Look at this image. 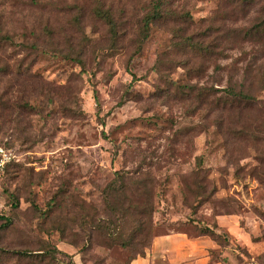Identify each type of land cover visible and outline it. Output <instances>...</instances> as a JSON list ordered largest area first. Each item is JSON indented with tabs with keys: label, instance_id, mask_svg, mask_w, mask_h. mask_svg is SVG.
<instances>
[{
	"label": "rangeland",
	"instance_id": "1",
	"mask_svg": "<svg viewBox=\"0 0 264 264\" xmlns=\"http://www.w3.org/2000/svg\"><path fill=\"white\" fill-rule=\"evenodd\" d=\"M165 2L0 0V264H126L171 232L264 264V12ZM244 85L261 103L227 99Z\"/></svg>",
	"mask_w": 264,
	"mask_h": 264
},
{
	"label": "trees",
	"instance_id": "2",
	"mask_svg": "<svg viewBox=\"0 0 264 264\" xmlns=\"http://www.w3.org/2000/svg\"><path fill=\"white\" fill-rule=\"evenodd\" d=\"M241 1H242V4H244L246 6L247 5H256L257 7L260 6L261 11L264 12V0H241ZM165 4H166L165 0H154L153 13L149 17L150 22L155 21L161 17V10L165 6ZM99 15L104 20L108 21L110 23L112 29H113L114 22L111 20L109 15L106 14L105 12H101V11H99ZM244 36H246L247 40L260 42L263 45L262 51L264 52V18L260 19L259 23L255 24V26L253 28L248 29L245 32ZM11 42H12V38H10L9 36L4 37V38H0V44L1 43L9 44ZM37 49L38 48L36 46L31 47V51H35ZM206 51H208V50L206 49ZM3 72H5V70ZM261 90L264 91V87L261 88ZM254 91L255 90L253 89L252 86H247V85H244L239 92H237L234 88L230 87L228 90H226V97L228 100L233 98L232 101L236 102L237 105L241 106V107L261 103L260 99L257 98ZM225 105H229L228 102H226ZM21 108L23 110L24 109L28 110V109H31V106L29 104L25 103L24 105L21 106ZM7 166H6L3 173H5ZM1 179H2V177H1ZM123 179L124 178L122 175L120 177H118V181L123 180ZM0 190H1V182H0ZM14 205H17V203H15ZM142 231H143V229L139 230L137 232L141 233ZM116 234L114 233L113 235H116ZM201 236H210V237H212V239L214 241L218 240L217 234L210 228H206L205 230H203ZM118 239L119 238L116 237L115 241ZM123 243L124 244H122V247H124V248H126L127 246H129L131 244V242H127V243L123 242ZM150 248H151V246H150ZM150 248H148V250ZM146 252L147 251H145L144 253H139V256L129 257L126 264H131V262L133 260H135L139 257H145ZM13 254L19 255L23 259H29L32 261V263H39V264H43L44 262H47V259H50V263H53V261L56 262L58 260L57 256L62 255L66 259L69 260L68 264H75L72 255L61 251L58 247H53L51 250H49V249L48 250H40L38 253L37 252H30V251H22V252H14ZM210 256H211V260L214 261L215 259L213 258V252L212 251H210Z\"/></svg>",
	"mask_w": 264,
	"mask_h": 264
},
{
	"label": "crops",
	"instance_id": "3",
	"mask_svg": "<svg viewBox=\"0 0 264 264\" xmlns=\"http://www.w3.org/2000/svg\"><path fill=\"white\" fill-rule=\"evenodd\" d=\"M215 247L208 237L171 232L156 236L145 257H139L131 264H220L211 260L210 251Z\"/></svg>",
	"mask_w": 264,
	"mask_h": 264
},
{
	"label": "built area",
	"instance_id": "4",
	"mask_svg": "<svg viewBox=\"0 0 264 264\" xmlns=\"http://www.w3.org/2000/svg\"><path fill=\"white\" fill-rule=\"evenodd\" d=\"M11 159H12L11 156L6 152V150L0 148V179L2 173L6 168V165L11 161Z\"/></svg>",
	"mask_w": 264,
	"mask_h": 264
}]
</instances>
